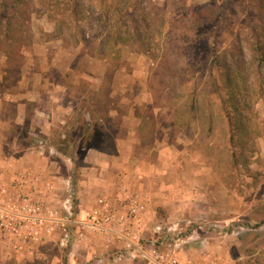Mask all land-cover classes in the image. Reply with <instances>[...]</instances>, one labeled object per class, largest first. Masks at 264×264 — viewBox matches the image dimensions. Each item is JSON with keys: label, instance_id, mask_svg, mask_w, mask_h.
Segmentation results:
<instances>
[{"label": "rangeland", "instance_id": "obj_1", "mask_svg": "<svg viewBox=\"0 0 264 264\" xmlns=\"http://www.w3.org/2000/svg\"><path fill=\"white\" fill-rule=\"evenodd\" d=\"M152 1L160 7L164 4L162 8L170 17L168 31L173 42L179 46L184 43V38L193 40L200 31L211 32L204 35L208 40L186 43L187 50L183 46L179 53L174 51L171 54V68L174 71L183 70L188 81L182 82L179 75L164 73L161 60H151L135 45L122 47L113 60H109L112 57L110 54L108 59H104L107 52L95 44L98 41L92 43L91 40L89 46L82 43L75 45L69 38L54 32V23L43 13L42 5L34 0V10L31 9L30 19L24 27L27 39L19 50L20 59L7 61V52L13 49L4 45L6 40L0 29V72H6L5 89L13 88L21 68H25V58H31L26 67L37 69L32 58L36 59L35 56L44 52L41 45L46 42L57 46L52 49L54 70L51 72L59 73V69L66 67L69 53L76 57L77 70L81 72L85 68L82 57L93 58V62L97 63L104 60L108 69L98 90L93 88L90 78H81L80 86L86 93L81 104L115 110V115L107 121L111 124L110 137L119 135L116 127L121 121V112L134 110L136 121L140 122L136 155L144 156L157 166L161 165L156 159L159 153L166 156L165 159L173 156L177 159L176 164L181 161L186 171L201 172L207 177L208 192H212L207 197L212 196L209 206L213 212L207 218H200V221L218 222V232L227 235L226 246L233 258L235 253H240L241 264H264V60L257 57L258 42L254 40V33L264 19V0ZM197 14L203 16L200 22L196 19ZM237 36L240 44L235 40ZM211 47L216 49L220 59L221 65L217 68L210 63L213 56ZM232 60L239 65L233 99L229 96L228 87L223 86L221 76L222 68ZM87 65L98 72L101 63ZM115 71L122 73L119 79L124 83L122 88L117 87ZM123 94L125 99L121 100ZM146 95L150 102L145 101ZM11 130L6 129L9 134ZM13 134L23 141L16 145L6 144L4 151L14 154L27 146L36 147L38 139L43 141L44 138L41 133L33 136L22 128H14ZM71 134L75 142L78 132L74 130ZM52 135L51 140L56 137L55 133ZM108 143L113 142L109 140ZM76 149L77 145L68 153L63 152L72 156L71 167L68 161L55 160L58 166L63 164V170L72 168L74 183L81 176L79 170L87 163L80 156L82 150L77 152ZM76 154L79 155L77 159L74 158ZM156 181L166 183L165 177L156 178ZM192 202L200 204L197 200ZM197 207L194 218L201 217V206ZM161 210L156 209L159 217L164 216ZM216 210L217 213L214 212ZM195 220L182 230L174 229V233L187 232L198 226H202L203 231L216 232L212 229L213 224ZM165 239L174 243L169 238ZM143 241L153 242L154 239L147 235ZM96 243L100 244V239ZM45 251L59 256L56 264H65V248L58 251L53 245L44 246L43 253ZM43 256V261L17 260L8 256L4 260L0 258V264H51Z\"/></svg>", "mask_w": 264, "mask_h": 264}, {"label": "crops", "instance_id": "obj_2", "mask_svg": "<svg viewBox=\"0 0 264 264\" xmlns=\"http://www.w3.org/2000/svg\"><path fill=\"white\" fill-rule=\"evenodd\" d=\"M41 47L44 52L35 56L36 59L32 58L36 61L34 66L37 69L26 67L31 58H25V68H21L11 90L5 89L6 72H0V180L6 184H13L17 180H25L29 184L32 182L40 193L38 197L42 203L61 212L66 199H69L72 220L77 221L84 220L89 211L99 205L98 200H107L124 219L122 224L125 225V222L130 221L127 219L128 209L135 206L139 224L132 223L133 233L141 240L143 248L156 247L163 251L166 264H172L171 261L174 264H241L240 253H235L236 257L233 258L226 246L227 235L218 232V222H209L207 219L200 221V218H207L213 212L209 206L212 196L207 197L208 193H212L208 192V178L201 172L193 174L186 171L181 161L176 164L177 159H173V156L165 159L166 156L159 153L156 159L161 165L158 166L144 156H137V128L140 122L136 121L134 110L121 112V121L116 127L119 135L110 137L108 132L111 124L107 121L115 115V110L81 104L82 97L86 95L80 86L81 78H90L91 85L98 90L108 69L104 60H101L98 72H94L87 63H100L93 62V58L82 57L85 68L81 72L77 70L76 57L69 53L66 67L59 69V73L51 72L54 70L52 49L57 46L46 42ZM119 74L115 71L114 77L119 84L117 87L122 88L124 83L119 80L122 73L119 71ZM147 97L145 101L150 102ZM122 99H125L124 94ZM72 127L80 128L83 132L79 141L76 139L73 144L82 150L80 156L87 162L79 170L81 176L75 183L71 179L72 168L63 170V164H55V160L58 162L61 159L68 161L71 167L72 156L60 152L50 137L55 133L62 138L65 129ZM14 128H22L33 136L41 133L43 141L38 139L36 147L27 146L18 154L4 151L6 144L16 145L23 141L13 134ZM6 129H12V132L9 134ZM7 135L10 136L6 141ZM83 138L90 144L84 148L80 146ZM109 140L113 143L109 144ZM74 158H79V155L76 154ZM163 177L166 183L156 181V178ZM124 195L129 196V199H124ZM199 205L201 217L194 218ZM158 208L162 209L164 216L159 217ZM179 215L181 217L177 219ZM193 219L213 224L212 229L216 232L203 231V227L198 226L187 232L174 233V229L180 230L190 225ZM155 227H159L161 232L156 233ZM147 235L154 241L144 242ZM98 238L100 244L96 243ZM165 238L176 243L166 242ZM51 245L58 251L65 248V264H137L140 260L129 255L122 243H116L112 237L78 232L73 225L68 226L66 231L58 229L45 235L40 241L20 251H14L0 238V258L4 260L12 256L17 260L43 261L45 255L48 263L56 264L58 255L46 251L43 253V247Z\"/></svg>", "mask_w": 264, "mask_h": 264}, {"label": "trees", "instance_id": "obj_3", "mask_svg": "<svg viewBox=\"0 0 264 264\" xmlns=\"http://www.w3.org/2000/svg\"><path fill=\"white\" fill-rule=\"evenodd\" d=\"M35 1L42 5L43 13L54 23V32L59 36L69 38L75 45L82 43L83 46H89L91 40L92 43L98 41L95 44L102 51L107 52L104 59H108L112 55L109 60L115 59V54L122 47L138 46L139 50L147 54L151 60H161L164 73H170V76L179 75L182 82L188 81L185 80L184 75L186 73L183 70L174 71L171 68V65H173L170 61L171 54L174 51L179 53L183 46L184 50H187L186 43L193 44L198 40H208L204 35H210L211 33L209 30H204L195 34L196 38L193 40L184 38V43L180 47L173 42L168 31L170 17L167 16L166 10L162 8L164 4L160 7L152 0ZM33 4L34 0H0V29L3 31L6 40L4 45H10L13 49L11 52H7V61H11L13 58L16 60L21 58L19 50L25 45V39H27L24 27L30 19L31 9L34 10ZM195 16L199 22L203 18L199 14ZM214 35L213 39L216 38V34ZM254 38L258 42L257 57L264 60V19L262 26L254 33ZM235 40L240 44L241 41L238 36ZM215 50L214 47L210 48V53L213 54L210 63L211 66L217 68L221 64ZM238 69L239 65L232 60L224 69L222 68L221 72L223 86L228 87L231 99L235 97L234 89L237 82L236 75L239 73ZM90 106L93 105L90 104ZM72 128H66L62 138L57 136L54 138L53 142L60 152L68 153L70 149L76 147V144H73L74 141H72V131L76 130L78 132L76 138L78 141L82 137L83 132L80 128ZM86 142L84 138L81 139L80 146L84 148L90 145Z\"/></svg>", "mask_w": 264, "mask_h": 264}, {"label": "built area", "instance_id": "obj_4", "mask_svg": "<svg viewBox=\"0 0 264 264\" xmlns=\"http://www.w3.org/2000/svg\"><path fill=\"white\" fill-rule=\"evenodd\" d=\"M39 194L32 182L17 180L13 184H6L0 180V238L14 251L25 249L58 229L66 231L68 226L73 225L78 232L106 235L116 243H122L129 255L140 258L137 264H166L163 251L156 247L143 248L141 240L133 233L132 223L139 224L135 206L128 209L127 219L130 221L125 225L122 224L124 219L107 200H98L99 205L92 208L84 220L77 221L72 220L69 199H66L62 213L42 203ZM124 199H129V196L124 195ZM154 231L161 232L159 227H155ZM171 263L174 264V261Z\"/></svg>", "mask_w": 264, "mask_h": 264}]
</instances>
